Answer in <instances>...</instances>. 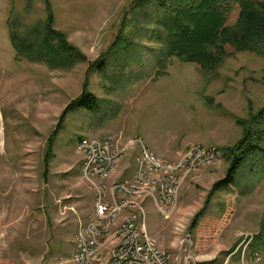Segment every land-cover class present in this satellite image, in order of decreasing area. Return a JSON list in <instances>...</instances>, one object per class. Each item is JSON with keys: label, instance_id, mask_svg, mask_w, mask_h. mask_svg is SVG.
<instances>
[{"label": "rangeland", "instance_id": "1", "mask_svg": "<svg viewBox=\"0 0 264 264\" xmlns=\"http://www.w3.org/2000/svg\"><path fill=\"white\" fill-rule=\"evenodd\" d=\"M136 1L50 0L54 28L85 56L71 70H57L15 60L9 40V18L20 28L43 23L44 0H31L29 8L27 0H0V264H73L76 233L93 213L98 188L96 180L81 176L77 143L105 134H117L125 151L105 182L108 193L136 168L140 147L129 137H140L156 158L176 162L196 146L219 148L216 162L183 175L167 220L151 199L135 197L143 210L138 209L137 223L171 253V263L237 264L259 242L256 236H264V220L263 228L246 230L236 228L239 220L231 215L235 197L260 200L256 192L264 183L263 153L251 152L231 182L212 191L232 156H223V149L233 148L242 137L237 121H247L264 106V57L226 46L229 56L213 77L177 58L161 67L156 13L134 10ZM231 9L229 24L238 15L236 4ZM101 56L105 69L87 76L97 110L79 108L65 115L46 165L48 138L65 107L80 95L89 64ZM200 211L198 223L191 225ZM242 232L253 234L238 238ZM250 235L254 239L243 255L240 244ZM257 252L264 264V251ZM106 261L102 254L99 262Z\"/></svg>", "mask_w": 264, "mask_h": 264}, {"label": "trees", "instance_id": "2", "mask_svg": "<svg viewBox=\"0 0 264 264\" xmlns=\"http://www.w3.org/2000/svg\"><path fill=\"white\" fill-rule=\"evenodd\" d=\"M27 1L26 8H29L31 0ZM233 4L238 8V15L235 22L229 24ZM134 8H152L156 13V39L163 45L157 59L161 67L164 66L163 61L177 58L185 63L197 64L204 76L213 77L229 56L226 46L235 52L247 51L264 57V4L257 0H137ZM44 12L43 23L24 28L9 18L8 33L15 50V60L22 58L57 70H71L75 65L85 62V56L68 43L65 33L54 28L50 0H44ZM118 51L131 53L132 49ZM106 65L104 56L89 64L80 95L65 107L55 130L48 138L44 158L46 165L52 157L54 140L65 115L79 108L97 110L99 102L87 89V76L92 71H103ZM157 72L162 74V71ZM237 125L242 129V137L234 149H223V156H232L225 177L213 184V192L231 182L237 167L251 152L264 154V106L247 121H237ZM202 212L195 215L191 225L198 223Z\"/></svg>", "mask_w": 264, "mask_h": 264}, {"label": "built area", "instance_id": "3", "mask_svg": "<svg viewBox=\"0 0 264 264\" xmlns=\"http://www.w3.org/2000/svg\"><path fill=\"white\" fill-rule=\"evenodd\" d=\"M136 142L140 144L142 150V139L138 136ZM88 153V165L92 166V174L100 177L99 194L96 196V202L93 203L92 210L95 214V221H91V231L83 234L80 247V264H108V256L116 255V264H166L167 254H164V248L157 242L149 241L146 235H141V226L137 223V207L140 205L126 206L128 197V187L149 188L158 187L165 193V202L167 213L169 206L173 203V195L180 183L182 177H178V170L181 166H189L195 169L196 166H204L209 161L215 160V154L219 148L197 147L190 150L187 159L184 162L175 160H164L159 157L155 160V165L165 167V172H172L171 180H162L152 173V168H139L138 158L136 168L131 176V182H122L115 187L116 205L114 209H107V203L103 197V184L105 172L111 167L117 166L120 161H115V153L123 147V141L117 140V134H105L84 138L80 145ZM141 204V203H140ZM116 214H123L125 224H119V228L114 230V234H106L107 222L115 219ZM167 216V215H166ZM166 217L163 218V221ZM253 232H242L238 238H243ZM103 236L119 237L117 246H108L98 248V240ZM189 242L188 235L185 246ZM184 246L185 253L188 255L187 248ZM107 254L106 262H99V255ZM261 255L258 252L247 250L242 259H238L237 264H260Z\"/></svg>", "mask_w": 264, "mask_h": 264}, {"label": "bare ground", "instance_id": "4", "mask_svg": "<svg viewBox=\"0 0 264 264\" xmlns=\"http://www.w3.org/2000/svg\"><path fill=\"white\" fill-rule=\"evenodd\" d=\"M83 140H84V138L79 140L77 143V150H78V152H80L82 154V157H83L82 167H81V176L83 179H87L90 181H92V180L97 181L98 188H97V193H96L95 198H94V203H95L96 202V196L99 194V185L98 184H100V177H96L95 175L92 174V166L88 165V153L84 148H82L80 146L81 142ZM135 142H136V139H135ZM137 144H138L137 146L140 147V144L138 142H137ZM132 147H133V145H132ZM197 147H201V146H196L190 150H195ZM126 148L127 147H125V149ZM218 150L215 154V160L209 161L208 164H205L204 166L209 165L211 163H214L219 159L218 158L219 157V151ZM188 152L183 154L180 157L178 162H184L187 159ZM124 154H125V151L123 149H121L119 152H116L115 153V161H120L121 158H123ZM156 159H157L156 156L152 154V152L146 147L145 142L142 140V150H140V152H139L138 167L139 168H152V173L155 177L161 178L162 180H171L172 179V172H165L164 166L155 165ZM204 166H196L195 169H190V170H189V166H181V168L178 170V177H182V181L184 183L185 179H184L183 175L187 174V172H194V171H196V170H198ZM116 168H117V166L111 167L110 170L106 171L105 175H104L103 197L105 198V201L107 203V209H114V207L116 205L115 187L120 181H116L114 183L113 189L110 191V193L105 192V190H106V183L105 182L107 179H109L112 172ZM180 172H181V174H180ZM122 182H131V178L129 180H124ZM183 183L182 184L180 183L179 186L177 187L176 191L174 192L173 203H171V205L169 206L168 213H167V205L165 202V193L161 192V189L158 187H150V191H149V188H137L136 189V187H128V194L129 195L126 198V206L140 205L139 203L135 202V197H137V196L138 197L142 196V197H145L146 199L149 198L155 203L160 217L161 218L166 217V220H167L169 218V213H170L171 207L173 206L174 203H177L178 192H179L181 186L183 185ZM140 208L141 207H137V212H138V209L141 212L143 211L142 208H141V210H140ZM91 214L92 215H90L88 217V219L86 220V223L85 222H84V224L82 223L77 230L76 237H75V249H74V253H73V257H72L73 264H80V247H81L82 236H83V234H88L91 231V221H95L94 211ZM137 217H138V214H137ZM143 220H144V218H143ZM119 224H125V217H123V214H116L115 219H111L109 222H107L106 234H114V230H117L119 228ZM141 235H146V237L149 241H153V239L150 238L145 233V231L143 229H141ZM252 239H254V238L252 237V235H250V236L245 237L244 240H242L240 247L243 248L242 249L243 255H244L245 251L247 250L248 246L251 244ZM118 244H119V237L103 236L101 239L98 240V248H105L108 246H117ZM164 254H167V261H169V262H166V264H173V263H171V261H172L171 253L169 251H164ZM101 255L102 254H100L99 257ZM108 260L111 262V264H116V255H109Z\"/></svg>", "mask_w": 264, "mask_h": 264}, {"label": "crops", "instance_id": "5", "mask_svg": "<svg viewBox=\"0 0 264 264\" xmlns=\"http://www.w3.org/2000/svg\"><path fill=\"white\" fill-rule=\"evenodd\" d=\"M256 194H260V200L258 201L251 200L250 196H240L239 199H237L238 197H235V207H233L231 215L234 219V222L239 220V223L237 222L238 224H236V228L239 227L246 230L255 228L259 230L263 228L261 225H263L264 220V183L262 188L258 190ZM254 205L258 206L257 210L252 208ZM250 217H253L255 220L251 222ZM149 230L151 232L155 231L153 228H149ZM256 239H259V242L255 243L256 245H251L250 251L257 252L258 249H260L261 252L264 251V236L260 234L256 236Z\"/></svg>", "mask_w": 264, "mask_h": 264}]
</instances>
